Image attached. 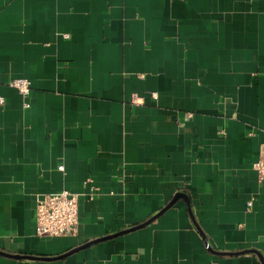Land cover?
<instances>
[{
  "label": "crops",
  "instance_id": "1",
  "mask_svg": "<svg viewBox=\"0 0 264 264\" xmlns=\"http://www.w3.org/2000/svg\"><path fill=\"white\" fill-rule=\"evenodd\" d=\"M0 97V264H264V0H0Z\"/></svg>",
  "mask_w": 264,
  "mask_h": 264
},
{
  "label": "built area",
  "instance_id": "2",
  "mask_svg": "<svg viewBox=\"0 0 264 264\" xmlns=\"http://www.w3.org/2000/svg\"><path fill=\"white\" fill-rule=\"evenodd\" d=\"M8 86L17 90L23 98L29 97L31 93V84L26 79H14ZM152 97L157 99L156 95ZM139 102V99L134 98L135 105ZM4 104L5 100L0 97V105ZM60 169L63 170V167ZM253 169L258 178L264 181V153L254 163ZM79 198V195L69 191L39 195L36 204V234L48 238L76 236L79 229ZM252 204L253 201H250L248 208H251Z\"/></svg>",
  "mask_w": 264,
  "mask_h": 264
},
{
  "label": "water",
  "instance_id": "3",
  "mask_svg": "<svg viewBox=\"0 0 264 264\" xmlns=\"http://www.w3.org/2000/svg\"><path fill=\"white\" fill-rule=\"evenodd\" d=\"M180 196H182V197H184V195H180ZM174 202L175 201H173L171 204H169L165 209H163L157 216H155V217H153L152 219H151V221L152 220H154V219H156V218H158L159 216H161L163 213H165L169 208H171L172 206H173V204H174ZM151 221H149V222H147V223H145V224H143V225H140L139 227H136V228H134V229H132V230H136V229H140V228H143L144 226H146V225H148ZM111 237H109V238H105V239H101V240H97V241H93V242H91V243H88V244H86V245H84V246H82V247H80V248H77V249H74L73 251H71L70 253H68L66 256H68V255H70V254H72V253H75V252H78L79 250H82V249H85V248H87L88 246H91L92 244H95V243H97V242H101V241H104V240H107V239H110ZM208 249H209V246H208ZM238 254H242V253H237V255ZM0 255L1 256H4V257H9V258H15V259H40V258H35V257H28V256H14V255H10V254H7V253H4V252H1L0 251Z\"/></svg>",
  "mask_w": 264,
  "mask_h": 264
}]
</instances>
